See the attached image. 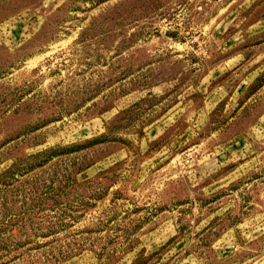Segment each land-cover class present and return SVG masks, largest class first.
I'll use <instances>...</instances> for the list:
<instances>
[{
    "label": "rangeland",
    "instance_id": "1",
    "mask_svg": "<svg viewBox=\"0 0 264 264\" xmlns=\"http://www.w3.org/2000/svg\"><path fill=\"white\" fill-rule=\"evenodd\" d=\"M0 264H264V0H0Z\"/></svg>",
    "mask_w": 264,
    "mask_h": 264
}]
</instances>
